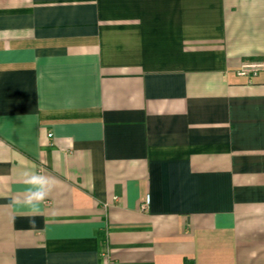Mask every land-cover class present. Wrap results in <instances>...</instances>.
Wrapping results in <instances>:
<instances>
[{
    "label": "crops",
    "instance_id": "0c3cea01",
    "mask_svg": "<svg viewBox=\"0 0 264 264\" xmlns=\"http://www.w3.org/2000/svg\"><path fill=\"white\" fill-rule=\"evenodd\" d=\"M0 264H264V0H0Z\"/></svg>",
    "mask_w": 264,
    "mask_h": 264
},
{
    "label": "clouds",
    "instance_id": "9594fccd",
    "mask_svg": "<svg viewBox=\"0 0 264 264\" xmlns=\"http://www.w3.org/2000/svg\"><path fill=\"white\" fill-rule=\"evenodd\" d=\"M24 185L23 197L16 203L22 204L32 212H39L40 206L49 198L58 187L55 177L44 175L32 170H26L21 174Z\"/></svg>",
    "mask_w": 264,
    "mask_h": 264
},
{
    "label": "built area",
    "instance_id": "2783aa9c",
    "mask_svg": "<svg viewBox=\"0 0 264 264\" xmlns=\"http://www.w3.org/2000/svg\"><path fill=\"white\" fill-rule=\"evenodd\" d=\"M258 67H260V65H256V64H245L241 70V74H245L249 69H257ZM149 200H145L144 204H143V208H146L148 206Z\"/></svg>",
    "mask_w": 264,
    "mask_h": 264
}]
</instances>
